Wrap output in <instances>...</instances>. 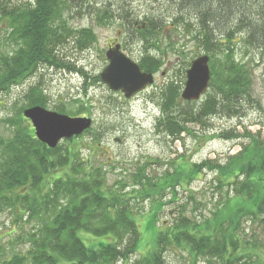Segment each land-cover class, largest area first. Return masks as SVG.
Masks as SVG:
<instances>
[{
  "label": "trees",
  "instance_id": "1",
  "mask_svg": "<svg viewBox=\"0 0 264 264\" xmlns=\"http://www.w3.org/2000/svg\"><path fill=\"white\" fill-rule=\"evenodd\" d=\"M135 1L0 0V20L11 28L8 39L18 44L12 53L0 54V94L23 84L41 66L65 68L59 49L72 38L81 47L94 42L96 35L91 27L76 29L69 20L74 13L89 10L96 12V18L105 25L117 19L135 20L134 29L145 36L167 25L176 31L183 29L197 37L198 45L210 57L214 77L210 87L214 89L201 103L183 102L185 80H172L163 91L164 123L159 128L173 141L181 139L184 132L194 134L197 126L210 129L215 116L240 117L249 103L256 102L252 71L237 59V51L240 44L253 57L264 51V0H145L153 10L142 22L137 21ZM155 6L160 10L155 11ZM160 60V56L146 51L140 64L144 71L153 73L163 64ZM37 91L44 93L38 86H31L26 96ZM39 104L45 105L35 100L29 106ZM10 124L11 137L6 142L0 138V210L21 204L24 214H46L48 218L31 234L26 253L7 258L0 243V264H127L137 254L141 239L131 202L154 198L163 208L167 202L158 196L170 192L171 201H176L178 188L189 190L205 171L216 174L217 189L228 188L222 209L200 222L191 218L182 205L174 223L159 232L156 249L133 264H165L166 253L174 246L191 253L192 264H197L199 258L207 259L209 264H262L260 253L246 248L250 243L243 240L241 226L244 219L264 221L262 129L252 131L245 126L242 133L237 128L234 134L219 133L223 138L242 140L241 149L225 160L206 159L188 165L180 156L173 161V171L161 176H150L146 167L151 163L147 162L133 174V189L125 191L127 185L122 178L117 180V188H108L104 168H88L89 162L84 161L75 145L49 148L36 137L30 122L26 126L22 122ZM95 135L99 144L101 136ZM76 138L66 141L75 143ZM82 231L107 237L108 242L88 247L80 236ZM253 246L258 248L257 244ZM261 246L264 249V243Z\"/></svg>",
  "mask_w": 264,
  "mask_h": 264
},
{
  "label": "rangeland",
  "instance_id": "2",
  "mask_svg": "<svg viewBox=\"0 0 264 264\" xmlns=\"http://www.w3.org/2000/svg\"><path fill=\"white\" fill-rule=\"evenodd\" d=\"M10 1L21 3L29 0ZM133 6L139 22L146 21L145 14L153 10L145 0H137ZM155 8V11L160 10L156 6ZM69 20L76 29L91 27L96 40L81 47L72 38L59 49V58L67 65L65 68L57 65L41 66L23 84L14 85L10 91L0 94V138L3 141L6 142L12 135L11 122H22V126L31 123L20 113L31 107L29 104L35 100L43 101L45 105L41 106L50 111L71 117L91 118L93 125L89 131L74 139L75 143L68 144L63 140L60 146L67 149L75 145L84 161L89 162L88 168L103 167L108 188H117V180L122 178L127 185L125 191H130L134 186L133 174L141 167H146L147 162L151 164L146 167V172L150 176H161L167 171H173V161L180 156L189 165L206 159L225 160L227 155L235 154L241 149V139L220 137L221 132L234 134L233 129L237 128L242 133L244 127L249 126L252 131L262 129L264 136V51L253 57L246 49L241 48L243 44H240L237 51V59L249 65L252 71L256 102L249 103L240 117L215 116L211 119L210 129L202 130L197 126L194 134L184 132L181 139L173 141V138L159 128L164 123L161 120L164 117L162 95L166 93L163 91L172 80H185L184 88L187 70L192 61L197 56L207 55L198 45L197 37L185 33L183 29L176 31L174 26L168 25L156 33L149 31L145 36L134 29L135 20L123 22L117 19L105 25L96 18V12L89 10L74 13ZM10 31L6 21L0 20V54L12 53L17 48L18 44L7 37ZM147 39H150L148 44ZM117 41L122 44L124 52L138 63L146 51L160 56L161 64L163 63L158 71L153 72L155 82L132 98H126L122 92L110 90L100 77L109 64L106 52ZM212 77L211 85L214 81ZM31 86H38L44 93L37 91L36 94L29 93L30 97L26 96ZM213 89V86L210 87L199 101L192 102L201 103ZM183 106L188 109L187 105ZM8 117H11L9 122L6 120ZM95 134L101 136L99 144L94 139ZM188 165L185 164L187 167ZM215 177L216 174L211 171L203 172L189 190L186 187L178 188V196L174 202L171 201L173 195L170 192L167 196H158L157 199L167 202L163 208L154 198L133 200L132 209L141 231V239L137 254L127 264H133L136 259L145 257L156 249L159 232L168 223H174L182 205L191 218L200 222L205 217L213 218L215 212L222 209L228 189H217ZM232 194L233 192L230 193ZM45 215L37 217L24 214L21 204L17 208L0 210V243L6 249L7 258L28 251L31 246L30 236L44 226V221L48 218ZM52 216L53 213H50L49 218ZM241 226L243 240L250 243L246 248L260 253L264 264V249L261 246L264 243V221L244 219ZM80 236L88 247H98L99 243L108 242L107 237H97L85 231ZM253 244H257L258 248L255 249ZM243 262L236 264H244ZM165 264H192V255L187 250L170 247L165 256ZM197 264L209 263L207 259L199 258Z\"/></svg>",
  "mask_w": 264,
  "mask_h": 264
},
{
  "label": "water",
  "instance_id": "3",
  "mask_svg": "<svg viewBox=\"0 0 264 264\" xmlns=\"http://www.w3.org/2000/svg\"><path fill=\"white\" fill-rule=\"evenodd\" d=\"M106 57L109 64L100 76L110 90L132 98L155 82L154 74L143 71L141 65L123 51L120 43L110 46ZM211 77L210 57L198 56L187 70L182 98L186 101H199L208 91ZM23 114L32 120L37 138L49 148H56L64 139L81 135L93 124L91 118L71 117L42 106L27 108Z\"/></svg>",
  "mask_w": 264,
  "mask_h": 264
}]
</instances>
